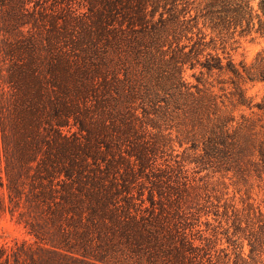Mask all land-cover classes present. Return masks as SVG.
Returning a JSON list of instances; mask_svg holds the SVG:
<instances>
[{
  "label": "trees",
  "instance_id": "obj_1",
  "mask_svg": "<svg viewBox=\"0 0 264 264\" xmlns=\"http://www.w3.org/2000/svg\"><path fill=\"white\" fill-rule=\"evenodd\" d=\"M252 32L264 0H0V264H264V134L201 79L246 105Z\"/></svg>",
  "mask_w": 264,
  "mask_h": 264
},
{
  "label": "rangeland",
  "instance_id": "obj_2",
  "mask_svg": "<svg viewBox=\"0 0 264 264\" xmlns=\"http://www.w3.org/2000/svg\"><path fill=\"white\" fill-rule=\"evenodd\" d=\"M259 0H250V4L254 9L258 8ZM237 42L233 44V48L226 45V55L238 64L240 61L249 64L256 52L264 45V36L259 33L252 32L249 35L237 36ZM220 55L221 51L217 50ZM199 67H186L183 76L190 84H195V76L199 73ZM200 76V75H199ZM230 74L226 71L213 70L210 73H204L201 79L204 86L217 95L222 114L232 115L234 117L233 125L239 123L242 117H248L252 120L251 131L256 137L264 134V82H245L243 88L245 96L248 99L246 105H240L236 102L235 96L232 95V85L230 83ZM231 192L229 191V194ZM228 194V195H229ZM30 236L25 229L16 224L10 218L8 213L0 214V246L11 247L21 241H29Z\"/></svg>",
  "mask_w": 264,
  "mask_h": 264
}]
</instances>
